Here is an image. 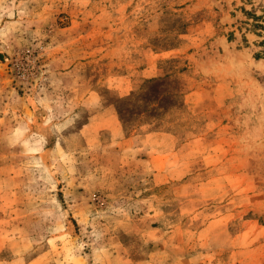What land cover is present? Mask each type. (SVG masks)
Wrapping results in <instances>:
<instances>
[{
    "label": "rangeland",
    "instance_id": "374dc122",
    "mask_svg": "<svg viewBox=\"0 0 264 264\" xmlns=\"http://www.w3.org/2000/svg\"><path fill=\"white\" fill-rule=\"evenodd\" d=\"M0 264H264V0H0Z\"/></svg>",
    "mask_w": 264,
    "mask_h": 264
},
{
    "label": "crops",
    "instance_id": "0c3cea01",
    "mask_svg": "<svg viewBox=\"0 0 264 264\" xmlns=\"http://www.w3.org/2000/svg\"><path fill=\"white\" fill-rule=\"evenodd\" d=\"M116 126V125H115Z\"/></svg>",
    "mask_w": 264,
    "mask_h": 264
}]
</instances>
